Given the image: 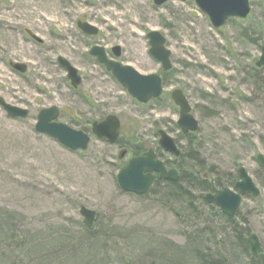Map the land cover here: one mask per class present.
<instances>
[{"label":"rangeland","instance_id":"rangeland-1","mask_svg":"<svg viewBox=\"0 0 264 264\" xmlns=\"http://www.w3.org/2000/svg\"><path fill=\"white\" fill-rule=\"evenodd\" d=\"M250 4L246 19L215 28L193 0L162 5L154 0H0V97L30 111L27 118L15 119L0 107V211L21 216L14 221L16 229L29 235L81 233L85 206L96 212L93 231L102 244L93 255L106 258L102 264H137L147 255L138 250L146 242L155 249L162 247L161 240L184 244L186 227L160 200V187L140 196L118 185L117 174L133 157V146L141 144V153L152 148L171 166L201 165L195 169L209 180L229 178L245 167L260 195L243 198L239 218L259 236L264 253V167L256 159L264 155V66L256 65L264 46V0ZM79 21L99 33L85 34ZM150 31L166 38L168 71L149 53ZM95 45L140 74L161 76V96L137 101L89 54ZM114 46L121 48L119 57L111 51ZM60 56L79 70L77 88L58 63ZM11 63L25 64L27 71ZM174 89L189 100L196 131L184 133L177 125ZM52 106L60 110L57 121L89 134L87 150H71L35 130L39 111ZM110 114L122 124L117 142L92 133L93 122ZM159 130L177 141L182 158L159 146ZM123 150L128 154L122 159ZM124 231L152 238L135 243V250L121 243ZM103 232L110 235L102 237ZM239 264L254 263L247 256Z\"/></svg>","mask_w":264,"mask_h":264},{"label":"water","instance_id":"water-1","mask_svg":"<svg viewBox=\"0 0 264 264\" xmlns=\"http://www.w3.org/2000/svg\"><path fill=\"white\" fill-rule=\"evenodd\" d=\"M168 0H154L156 5H162ZM188 1V0H182ZM197 6L209 17L215 28L223 27L229 19H246L251 13L250 0H193ZM78 28L87 35H97L99 29L87 21H79ZM149 39V53L159 61L164 70L172 67L171 51L166 47V38L158 31H150L147 34ZM115 57L121 55V48L114 46L111 48ZM89 54L96 57L97 61L104 65L111 72L116 80L127 88L129 94L141 103H147L153 98L162 94V78L157 74L143 75L137 72L131 66L111 59L104 47L95 45ZM58 63L67 71L71 85L77 88L82 77L78 69L64 57H58ZM12 67L25 73L27 65L22 63H11ZM261 67L264 65V46L259 61L256 63ZM174 103L179 107L178 126L183 132H192L198 129V121L191 113L189 100L181 89H174L171 92ZM0 107L6 114L15 119L27 118L30 114L28 109L18 107L8 103L3 97H0ZM60 110L56 106L43 108L37 115L35 130L38 133L46 134L55 138L65 147L71 150H87L90 144V136L82 130H76L70 126L57 121ZM121 121L117 115L110 114L100 121L92 124V133L99 139L109 142H116L120 137ZM159 145L168 153L175 156L180 154V149L176 140L166 131L159 130ZM127 151L121 152L120 156L124 157ZM258 162L264 167V155H257ZM240 179L236 183V189L224 188L217 193H208L206 200L210 204L217 206L223 214L233 217L239 209L244 196L257 197L260 189L254 182L252 176L245 167L239 168ZM179 173L176 169H168L163 160L157 157L153 149L145 151L139 156L132 157L127 164L119 171L117 181L120 188L126 192L136 195L146 194L152 187L155 180L169 179L178 180ZM80 214L84 218L87 227H92L96 212L85 206H81ZM250 253L253 257L264 264V253L262 251L259 236L252 233L248 237Z\"/></svg>","mask_w":264,"mask_h":264},{"label":"trees","instance_id":"trees-1","mask_svg":"<svg viewBox=\"0 0 264 264\" xmlns=\"http://www.w3.org/2000/svg\"><path fill=\"white\" fill-rule=\"evenodd\" d=\"M133 147V156L140 155L143 150L141 144ZM179 156L182 158V153ZM166 163L178 169V180H157L143 196L160 187V200L173 208L186 227V241L175 244L161 240L162 247L158 249L153 248L152 242H146L148 245L144 244L138 250L147 255H142L137 264H239L247 256L252 263L260 264L259 259L250 255L247 240L250 229L245 225L246 220L239 218V211L228 217L205 198L207 193L236 187L238 172L229 174V178L209 180L208 176L195 169H202L201 165L188 167L186 162H171L174 166ZM20 217L16 212L0 211V264H87L91 259L102 264L106 260H99L93 255L98 245L102 244L100 236L93 231L94 225L87 227L84 224L81 233L29 235L13 225ZM103 233L102 237L110 235ZM120 236L121 243L130 247L134 245L135 250V243L150 237L141 231H124ZM130 247L127 248L135 252Z\"/></svg>","mask_w":264,"mask_h":264},{"label":"bare ground","instance_id":"bare-ground-1","mask_svg":"<svg viewBox=\"0 0 264 264\" xmlns=\"http://www.w3.org/2000/svg\"><path fill=\"white\" fill-rule=\"evenodd\" d=\"M125 29H126L127 31H132L130 27H128V28H125Z\"/></svg>","mask_w":264,"mask_h":264},{"label":"flooded vegetation","instance_id":"flooded-vegetation-1","mask_svg":"<svg viewBox=\"0 0 264 264\" xmlns=\"http://www.w3.org/2000/svg\"><path fill=\"white\" fill-rule=\"evenodd\" d=\"M165 162V161H164ZM166 163V162H165ZM167 164V163H166Z\"/></svg>","mask_w":264,"mask_h":264}]
</instances>
